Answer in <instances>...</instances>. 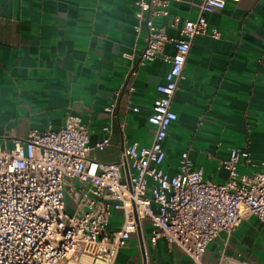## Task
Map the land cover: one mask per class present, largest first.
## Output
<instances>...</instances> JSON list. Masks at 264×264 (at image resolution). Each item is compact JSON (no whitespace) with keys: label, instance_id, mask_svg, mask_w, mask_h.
I'll return each mask as SVG.
<instances>
[{"label":"crops","instance_id":"0c3cea01","mask_svg":"<svg viewBox=\"0 0 264 264\" xmlns=\"http://www.w3.org/2000/svg\"><path fill=\"white\" fill-rule=\"evenodd\" d=\"M168 2L167 15L153 21L175 37L185 19L196 18L198 0ZM135 11L133 0H0V145L11 148L13 137L30 130H56L73 115L88 128L91 161L114 163L132 142L150 146L154 126L147 118L168 64L160 58L138 63L145 30L134 31ZM206 19L220 35H198L191 43L171 101L176 119L163 142V169L172 174L187 150L205 180L223 182L219 165L231 148L248 149L242 172L260 171L264 163V0H227ZM173 49L167 41L163 53ZM132 66L135 75L128 74ZM119 89L136 111L122 103L107 110ZM106 134L108 145L96 148ZM85 190L86 184L65 180L69 214L82 210ZM119 216V210L110 215L108 231L119 228ZM144 226V245L132 233L113 264H144V254L164 263L149 255V220ZM171 250L170 261L187 260ZM222 255L229 264H264V223L244 217L229 235L221 232L207 244L202 262L217 264Z\"/></svg>","mask_w":264,"mask_h":264},{"label":"built area","instance_id":"2783aa9c","mask_svg":"<svg viewBox=\"0 0 264 264\" xmlns=\"http://www.w3.org/2000/svg\"><path fill=\"white\" fill-rule=\"evenodd\" d=\"M226 1L198 0L196 18L185 19L178 35L170 37L153 21L155 15H167L168 0H133L134 31L145 30L138 63L160 58L168 64L147 118L154 126L150 146L132 142L123 145L114 163L91 161L88 128L73 115L56 130H30L23 138L13 137L11 148L0 145V264H81L83 255L89 264H113L132 233L144 245L146 219L151 244L163 240L169 250L175 248L187 258L161 264H203L207 244L219 233L229 235L248 215L264 223V163L260 171H240V164L250 161L247 148L229 150L219 165L226 171L223 182L205 180L203 168L194 167L187 150L180 153L172 174L163 169V142L176 119L171 101L191 43L198 35L219 37L216 27L209 28L206 14L222 9ZM179 21L175 17L171 25L177 27ZM167 41L174 48L170 55L163 53ZM128 74L135 75L136 67ZM115 97L107 110L115 103L137 110L121 89ZM108 143L106 134L95 147L103 149ZM65 180L86 184L79 213L66 211ZM118 210L119 228L108 231L109 217ZM144 255V264H159ZM217 264L229 262L222 255Z\"/></svg>","mask_w":264,"mask_h":264},{"label":"rangeland","instance_id":"374dc122","mask_svg":"<svg viewBox=\"0 0 264 264\" xmlns=\"http://www.w3.org/2000/svg\"><path fill=\"white\" fill-rule=\"evenodd\" d=\"M118 219L121 222L122 216ZM148 252L150 256H156V258L162 259L165 262H172L170 259L173 257L172 250H169L163 240H158L154 245H148Z\"/></svg>","mask_w":264,"mask_h":264},{"label":"bare ground","instance_id":"6f19581e","mask_svg":"<svg viewBox=\"0 0 264 264\" xmlns=\"http://www.w3.org/2000/svg\"><path fill=\"white\" fill-rule=\"evenodd\" d=\"M80 261H81V264H89L90 258L88 256L83 255L81 256Z\"/></svg>","mask_w":264,"mask_h":264}]
</instances>
